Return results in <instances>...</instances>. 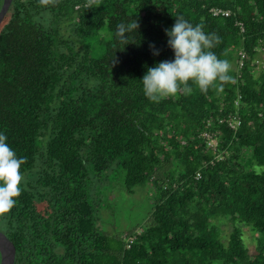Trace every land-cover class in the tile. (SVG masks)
Returning a JSON list of instances; mask_svg holds the SVG:
<instances>
[{
    "label": "trees",
    "instance_id": "obj_1",
    "mask_svg": "<svg viewBox=\"0 0 264 264\" xmlns=\"http://www.w3.org/2000/svg\"><path fill=\"white\" fill-rule=\"evenodd\" d=\"M176 16L220 37L232 79L154 103L140 79L173 58ZM131 18L123 47L116 26ZM263 54L264 0H12L0 132L25 163L0 232L14 264H264ZM114 184L153 203L123 236L99 226Z\"/></svg>",
    "mask_w": 264,
    "mask_h": 264
},
{
    "label": "clouds",
    "instance_id": "obj_2",
    "mask_svg": "<svg viewBox=\"0 0 264 264\" xmlns=\"http://www.w3.org/2000/svg\"><path fill=\"white\" fill-rule=\"evenodd\" d=\"M138 21L130 20L116 26L115 37L123 47L131 42L130 33H137ZM167 46L173 58L148 67L140 79L144 96L154 103L163 98L176 96L179 92L191 94L196 85L201 93L212 87L222 90L218 82L232 79L228 60L220 59L214 51L220 42L215 33L204 31L202 24H193L182 16H176L174 24L165 29ZM158 55V51H154ZM8 137L0 132V214L7 213L17 203L21 194L23 175L20 171L25 158L18 157L7 143Z\"/></svg>",
    "mask_w": 264,
    "mask_h": 264
},
{
    "label": "rangeland",
    "instance_id": "obj_3",
    "mask_svg": "<svg viewBox=\"0 0 264 264\" xmlns=\"http://www.w3.org/2000/svg\"><path fill=\"white\" fill-rule=\"evenodd\" d=\"M259 58H264V54ZM261 60L259 62H263ZM114 185L102 197L99 226L110 236H123L138 229L145 222L153 203L145 187H136L133 194H128L122 184ZM221 228L224 232L230 229L228 224L221 225ZM245 239L248 248L252 249L253 242L248 231L245 232Z\"/></svg>",
    "mask_w": 264,
    "mask_h": 264
},
{
    "label": "water",
    "instance_id": "obj_4",
    "mask_svg": "<svg viewBox=\"0 0 264 264\" xmlns=\"http://www.w3.org/2000/svg\"><path fill=\"white\" fill-rule=\"evenodd\" d=\"M12 0H2L0 7V24L3 21ZM16 250L13 243L0 232V264H14Z\"/></svg>",
    "mask_w": 264,
    "mask_h": 264
},
{
    "label": "built area",
    "instance_id": "obj_5",
    "mask_svg": "<svg viewBox=\"0 0 264 264\" xmlns=\"http://www.w3.org/2000/svg\"><path fill=\"white\" fill-rule=\"evenodd\" d=\"M226 15H228V14H226ZM129 243H132L131 240H129Z\"/></svg>",
    "mask_w": 264,
    "mask_h": 264
}]
</instances>
